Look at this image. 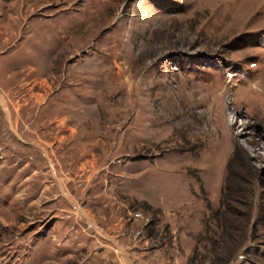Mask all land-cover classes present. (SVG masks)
I'll use <instances>...</instances> for the list:
<instances>
[{
	"label": "rangeland",
	"instance_id": "obj_1",
	"mask_svg": "<svg viewBox=\"0 0 264 264\" xmlns=\"http://www.w3.org/2000/svg\"><path fill=\"white\" fill-rule=\"evenodd\" d=\"M3 11L0 264H264V0Z\"/></svg>",
	"mask_w": 264,
	"mask_h": 264
},
{
	"label": "crops",
	"instance_id": "obj_2",
	"mask_svg": "<svg viewBox=\"0 0 264 264\" xmlns=\"http://www.w3.org/2000/svg\"><path fill=\"white\" fill-rule=\"evenodd\" d=\"M5 20V14H4V11L3 12H0V37H1V41H0V56L1 55H5L7 54V52L9 51V49H11L17 40L21 39V33L17 32L16 33V38L11 40L10 42L8 43H5V41L7 40V34L5 32L6 30V24L4 22ZM10 34V33H9ZM14 56L13 57H10L12 59H17L18 57V53H14L13 54ZM12 62V61H11ZM14 62V61H13ZM12 62V63H13ZM7 78H10L9 74H7ZM3 80V79H2ZM5 81V79H4ZM0 95L2 96L1 92H0ZM4 98V97H3ZM59 186V185H58ZM59 190L60 192L63 194V190H61V187L59 186ZM65 193V192H64ZM68 196V195H67ZM68 199V198H67ZM69 202H72L71 199L69 198L68 199ZM66 218V217H65Z\"/></svg>",
	"mask_w": 264,
	"mask_h": 264
}]
</instances>
